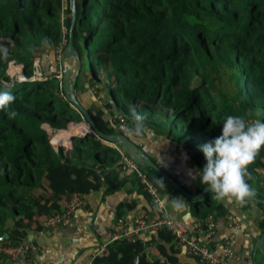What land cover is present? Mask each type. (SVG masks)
<instances>
[{
    "label": "trees",
    "instance_id": "1",
    "mask_svg": "<svg viewBox=\"0 0 264 264\" xmlns=\"http://www.w3.org/2000/svg\"><path fill=\"white\" fill-rule=\"evenodd\" d=\"M72 6L78 75L88 65V85L97 86L103 101L92 96L94 102L85 106L77 99L103 134L122 133L119 120L131 125L132 112L145 115L152 133L184 148L195 170H202L201 146L221 135L227 115L264 122V0H0V46L8 49L7 59H0V82L12 86L10 108L17 112L9 119L0 111V237L8 234L2 243L24 237L19 216L50 214L61 196H90L102 187L113 194L129 178L137 180L133 174L119 176L120 151L92 127L93 135L68 141L52 140L54 134L43 126L56 130L74 119L87 122L55 72L30 80L34 57L39 55L43 70L42 52L63 39L61 13L68 38ZM45 37L50 46L42 43ZM12 60L23 66L26 80L9 77ZM144 170L160 192L171 187L154 169ZM249 172L264 229V149ZM199 180L197 175L194 193L207 186ZM37 188L58 198L37 196ZM177 193L190 201L196 219L222 218L229 211L209 191L192 201ZM180 252L171 232L160 229L147 239L114 240L93 262L134 264L138 258L137 264H205L192 256L196 263L185 261ZM0 264H10L9 259L0 254Z\"/></svg>",
    "mask_w": 264,
    "mask_h": 264
},
{
    "label": "crops",
    "instance_id": "2",
    "mask_svg": "<svg viewBox=\"0 0 264 264\" xmlns=\"http://www.w3.org/2000/svg\"><path fill=\"white\" fill-rule=\"evenodd\" d=\"M78 76V84L86 85L88 68L83 69ZM81 79H84V81H80ZM79 97L78 95L77 98ZM84 105L89 106L85 102ZM140 139H134L133 142L141 148V145L147 148V151L144 148L142 149L151 158L155 159V163L160 168H163L167 174L176 179L182 186H186L189 192L194 193L192 191L194 190L197 174L193 162L187 156L185 149L154 133L151 136L144 137V144L140 142ZM118 174L120 177L129 175L121 171V169ZM165 188L166 191L161 193V195L170 216L194 224L198 219L190 213V201L180 198L177 191H173L171 187L166 186ZM103 190L104 187L94 191L90 196H86L84 208L76 210L71 223L65 227L42 229L40 222L46 215H35L33 219H27L23 215L19 216L24 228V237L22 238L30 244L31 258L36 264H87L93 253L99 251L102 245L104 246L103 249H105L108 243L114 241V235L121 233L125 228L132 225L133 219L138 212H146L150 218L156 215L155 211L149 206L145 191L142 190L135 179L129 178L124 186L113 194H105ZM35 195L42 196V198L56 197L47 188H37ZM173 198L180 199L183 207H173ZM252 200H246L242 205L221 200L224 203V207L229 210L226 214H236L240 218L242 225L238 229L229 227L225 219L226 214L222 218L218 215H216L218 217L215 216L216 218L213 216L215 221L217 220L216 233L213 239L220 240L226 235H232L233 249L240 255V260L236 264H261L263 260V253L254 249L263 231L261 226L263 219L262 210ZM65 202L66 197L61 196L56 209L62 208ZM120 217L123 219L121 225L117 223ZM2 237L5 238L4 236ZM140 237L143 239L149 238L148 235H140ZM153 251L156 252L155 249ZM180 256L185 261L196 263L194 259L183 251L180 252ZM10 264L14 263L10 262Z\"/></svg>",
    "mask_w": 264,
    "mask_h": 264
},
{
    "label": "built area",
    "instance_id": "3",
    "mask_svg": "<svg viewBox=\"0 0 264 264\" xmlns=\"http://www.w3.org/2000/svg\"><path fill=\"white\" fill-rule=\"evenodd\" d=\"M64 20L65 18L61 13L60 25L63 32V39L54 49L57 62L55 78L60 87L62 85L63 69L65 67L62 53L67 42V28L64 26ZM10 67L17 72H22L23 69V66L15 61L10 63ZM40 71L41 65L38 55L33 59L32 77L30 80L45 79V76L42 75ZM33 76L36 78H33ZM95 93H97V96H100L97 91ZM84 123L88 126L89 133L83 135V137L93 133L89 124L87 122ZM118 127L123 131L122 133L127 136L125 129L131 126L129 122L120 118ZM117 150L121 153V171L133 174L137 178L142 190L149 195V206L155 211L156 215L150 218L148 213L143 211L138 212L133 219L132 225L125 228L121 233L114 235V240H134L140 235L149 236L160 229H166L173 235L175 249H179L185 254L199 259L202 263L236 264V262L240 260V255L232 246V235H226L220 240L213 239L217 228L213 215L210 214L203 219H198L194 224L171 217L163 201L162 192L150 181L144 168L121 148L117 147ZM85 205L86 196L78 192H73L67 197L64 206L44 216L40 225L42 229L65 227L71 223L75 211L84 208ZM225 219L229 227L233 229H238L242 225L240 218L236 214H226ZM117 223L121 225L123 219L121 217L118 218ZM103 247L102 245L99 251L93 253L92 258L87 264H94L93 258L104 250ZM0 254L6 256L9 261L14 264H36L31 258L30 244L24 238H18L14 243L0 242Z\"/></svg>",
    "mask_w": 264,
    "mask_h": 264
},
{
    "label": "clouds",
    "instance_id": "4",
    "mask_svg": "<svg viewBox=\"0 0 264 264\" xmlns=\"http://www.w3.org/2000/svg\"><path fill=\"white\" fill-rule=\"evenodd\" d=\"M42 43L50 46L46 37ZM7 56L8 49L0 46V59L6 60ZM11 87L6 82H0V111L9 119H14L17 112L10 108L15 100ZM145 121V115L131 113V127L125 129L129 139L152 135ZM221 124V135L201 146L206 163L202 170H196V174L200 177L199 183L208 186L207 191L213 194V199L242 205L255 196L248 183L251 178L249 166L264 149V122L256 120L249 123L243 116L227 115ZM157 182L163 185L162 181ZM172 205L183 207L178 198L172 199Z\"/></svg>",
    "mask_w": 264,
    "mask_h": 264
},
{
    "label": "water",
    "instance_id": "5",
    "mask_svg": "<svg viewBox=\"0 0 264 264\" xmlns=\"http://www.w3.org/2000/svg\"><path fill=\"white\" fill-rule=\"evenodd\" d=\"M76 22V14H75V8L72 6L71 10V17H70V25L68 30V38L66 45L63 49L62 53V59L65 63V67L63 69V83H64V89L69 97V99L78 105V107L83 111L86 120L90 127H92L98 136L102 137L104 140L108 141L109 143L118 144L121 149L126 152L128 155H130L133 159L137 161L138 164L141 165L142 168H152L155 171H157L166 181L167 183L173 188L174 190L182 193L186 198L189 200H196L201 199L207 191L206 186L200 193H191L188 190L184 189L182 185L176 181L173 177H171L169 174H167L163 169H161L153 160L152 158L144 151L140 146L135 144L129 137L124 135L123 133H115L112 135H106L100 132L94 122L92 121L90 115L88 114L87 110L84 108L82 104L78 101L75 92H74V84L76 81V78L80 71V59L79 56L74 49L73 43H72V36H73V28ZM114 110L116 111V105H113ZM73 140V136L70 137V141ZM254 199V198H251ZM248 199V200H251ZM264 202V199H263ZM5 238L8 237V234L5 233L3 235ZM4 238L1 237L0 240H3ZM255 250H260L263 253V260L261 264H264V229L262 231V234L260 238L258 239L257 243L254 247ZM138 258L135 259L134 264H137Z\"/></svg>",
    "mask_w": 264,
    "mask_h": 264
},
{
    "label": "rangeland",
    "instance_id": "6",
    "mask_svg": "<svg viewBox=\"0 0 264 264\" xmlns=\"http://www.w3.org/2000/svg\"><path fill=\"white\" fill-rule=\"evenodd\" d=\"M64 5H65V3H64ZM54 52H55V50H53L51 47L46 48L42 52V53H44L43 54L44 55V66H43V70H41L40 72L42 73V75H45L48 78H50L57 69V67H56L57 62H56V58L54 57ZM13 61H15V60L10 61L8 64L7 73L9 75V77L10 78H16L17 77L21 80H23V79L26 80V78L24 77L25 75L23 76L22 72H17L15 69L10 67V63ZM87 68H89L88 65H87ZM89 77L90 76L88 73V79H89ZM33 78H36V77L33 76ZM88 79L86 80V82H87L86 85H83V84L81 85V89H82V86L84 89L79 90L80 91L79 92V96H80L79 99L83 102L82 104L84 105V102H85V104H90L92 101H94L92 96H94L95 99L97 98V102H98V100H100V102H102L103 101L102 96H99V95L97 96V93H95L97 91V86L96 85H94V86L88 85ZM40 80H44V79L40 78ZM80 81H84V79H81ZM101 89H102L103 95H104V90H103V88H101ZM86 90H87V93H86ZM101 95H102V93H101ZM86 102H88V103H86ZM100 102H98V103H100ZM84 122L85 121L82 119L81 120L74 119L67 124L65 129H69L70 127H75L76 126L75 124L79 125L78 123H80V124L82 123L84 125L85 124ZM248 122L251 123L252 120L250 119ZM43 126L50 131L51 135L54 134L55 129H52L49 125H47L45 123L43 124ZM84 126H86V124ZM90 135H93V133ZM66 139H69V138H66ZM68 141H70V140H68ZM116 147L121 148L118 144H116ZM261 176L264 177V173Z\"/></svg>",
    "mask_w": 264,
    "mask_h": 264
},
{
    "label": "bare ground",
    "instance_id": "7",
    "mask_svg": "<svg viewBox=\"0 0 264 264\" xmlns=\"http://www.w3.org/2000/svg\"><path fill=\"white\" fill-rule=\"evenodd\" d=\"M79 125L75 124V127H70L69 129L65 128H59L56 129L54 132V136H52V140H55L57 138H69L74 136H83L87 133H89L88 126H84L82 123H78Z\"/></svg>",
    "mask_w": 264,
    "mask_h": 264
}]
</instances>
